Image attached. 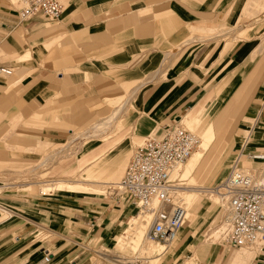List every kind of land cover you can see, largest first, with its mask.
<instances>
[{
	"label": "rangeland",
	"instance_id": "obj_1",
	"mask_svg": "<svg viewBox=\"0 0 264 264\" xmlns=\"http://www.w3.org/2000/svg\"><path fill=\"white\" fill-rule=\"evenodd\" d=\"M73 1L80 11L81 6L86 10L85 3L91 4L93 0H61L63 11L58 19L39 17L45 32L38 35L41 38L37 44L32 42L36 37L28 34L21 38V42L31 44V49H25L17 56L11 53V48H7L4 53L5 60L9 57L11 64L3 66L13 68V74L0 73V83L4 86L1 90L5 92L0 95V204L16 213H7L0 206V264H22L45 249L55 255L61 254V250L65 249V239L59 240L57 233L62 232L74 238L81 233L80 227L84 220L93 218L92 216H97L102 211L117 221L113 228L130 223L126 233L121 235L122 240L118 241L117 247L106 244L111 232L101 243L94 240L87 246L93 251L87 264H115L112 259L117 257L133 264H162L164 259L158 258L167 253L168 246L165 248L145 239L146 225L141 217L136 216L130 220L129 205L116 209L118 203H114V183H109L110 186L103 183L98 186L97 191L65 195L59 190H53L58 187L52 183L59 180L84 181L83 175L95 163L100 169L113 162H122V173L106 180L118 182L136 147L150 136H162L165 123L182 124L196 132L200 142L195 151L199 150L202 143L200 131L188 127L184 122L185 116L203 106L202 121H206L214 103L219 102L223 110L233 106L231 104L236 97V88L229 94L222 95L224 88L221 82H213L208 86L205 83L219 64L227 59L236 60L238 51L246 44L253 43L249 56H255L262 63L256 71L255 60L250 63L244 75L245 78L251 77L244 103L237 110L239 115L231 116L237 122L234 138L228 141L225 148L226 167L229 170L234 152L241 145L236 141L235 135L241 129H249L255 118L258 122L256 126L264 129V0H213L212 4L209 0H105L101 6H95V13L104 16L107 28L100 36H91L90 39L96 42H144L150 48L144 54H135L127 70V66L124 65L122 70L121 65H118L119 69L113 68L98 74L96 79L100 91H91L94 96L80 95L69 99L65 85H62L53 95L43 99L24 97L14 79L21 65H29L32 55L40 61L35 66L36 69H52L55 73L65 74V65H60V62L65 60V46L68 50V43L71 45L72 40H69L71 36L65 34L64 24ZM7 2L10 3L7 8L17 9V12L25 5L24 0ZM200 10H210L212 13L204 15L200 14ZM225 14H236L239 22L233 26L228 25L223 21ZM81 16L87 17L85 13ZM114 20H117L118 25H112ZM70 45L69 49L72 50ZM113 46L111 50H91L90 59L110 61L112 56L125 51ZM107 67L99 66L101 69ZM31 72L29 70L28 74ZM232 76V73L228 74L225 79ZM91 79L93 75L88 77L89 81ZM169 80L175 82V86H181L182 93L187 95L166 106V111L159 112L160 118L155 120L152 113L147 112L139 102L138 94L148 84L166 83ZM241 81L240 85L244 80ZM78 103L82 105L76 108ZM48 104L51 106L45 112ZM118 107L122 108V112L110 126H103L98 135L90 133L91 137L86 136L91 126L103 122ZM141 119H145L149 125V132L142 133L139 130ZM125 140L129 147L125 159L108 156L111 151L116 153L115 147ZM211 148L210 146L205 157L211 152ZM254 164L264 166L260 162ZM243 166L253 169L245 164ZM184 169L186 170L185 164L181 167L182 177H176V181L183 191L190 190L182 195L189 212L196 199L197 215L194 220L187 217L180 230V237L172 244L177 248L175 253L179 255L172 264H182L195 255L198 264H209L210 258L221 264L238 249H241V254L252 258L256 253L252 264H264V249L261 251L263 246L233 248L225 244L216 233L225 220L226 208L222 209L213 194L218 192L227 174L221 181L206 179L202 182L199 179L194 184L190 173ZM195 174L196 171L192 177ZM65 187L71 188L67 185ZM185 194L193 195L191 197L194 200L188 201ZM71 198H76L74 203L81 207L68 208L67 202L73 201ZM216 200L217 205L214 202ZM61 204H65V207H61ZM56 207H61L56 211L65 217V230L60 232L53 225L54 222L49 221V214ZM136 213L137 210L134 214ZM132 222L134 231L131 229ZM139 228L144 231L141 238ZM185 231L187 233L184 235ZM70 248L78 249L75 244H71ZM99 252H105L108 256L104 257ZM172 258H175V254ZM238 258V264L244 263L242 257ZM258 259L263 262L258 263ZM45 263L56 264L51 260Z\"/></svg>",
	"mask_w": 264,
	"mask_h": 264
},
{
	"label": "crops",
	"instance_id": "obj_2",
	"mask_svg": "<svg viewBox=\"0 0 264 264\" xmlns=\"http://www.w3.org/2000/svg\"><path fill=\"white\" fill-rule=\"evenodd\" d=\"M69 1V0H68ZM105 0H93L91 4L85 3L86 10L83 6L80 7V11L78 10L79 7L76 5L77 3L73 1V5L69 7L68 13L65 16V34L71 36L69 40H72L71 45L68 43V50L65 46V60L60 62V65H65V74L61 72L55 73L54 70H38L36 69V65L40 63V61L31 56V62L28 66L19 67V71L17 72V76L14 79V82H17L20 86V90L23 92V96L25 97H32L43 99L50 94H54L57 89H60L62 85H65L66 96L71 99L72 97H91L94 96L91 91L96 90L99 92L100 88L97 84L96 77L99 76L98 74L102 72H107L115 69H119L118 65H121V68L125 65L127 66L125 70L128 69V64L133 61V56L135 54H139L140 52L144 54V51L149 49L150 46L148 43L144 42H129L127 40H116V41H105V42H96L91 40L92 37H98L102 34L105 28L106 19L102 14L95 13L96 7H99L103 4ZM212 4L213 0H209ZM9 2L7 0L0 1V66L9 65L10 66V58L7 57L5 60V50L9 48L12 49L13 55H21L23 50L31 49L32 46L28 42H21V38L31 34V37H36L35 40L32 42H39L38 39L41 38L38 35L45 32L43 22L39 19L40 16L32 20L23 21L19 17V12L17 9L10 10L7 8L9 6ZM91 8V9H90ZM199 8H197L198 10ZM178 11V9H175ZM82 11V12H81ZM173 11V10H172ZM200 14H210L212 13L210 10H200ZM82 13H85L87 17L81 16ZM73 17V18H72ZM70 18V19H68ZM94 18V19H93ZM97 18V19H96ZM102 18V19H99ZM225 23L228 25H235L239 22V19L236 14H225L224 20ZM118 25L117 20L112 22V25ZM67 41V40H66ZM31 42V43H32ZM69 42V41H68ZM69 45L72 48L69 49ZM116 45V48H122L125 51L119 52L115 56H112L110 61H103L97 58H91L90 54L91 50L99 49V50H111ZM253 43H248L243 46L242 49L238 51V58L234 59H227L221 64H219L215 70L209 75L205 86L212 84L213 82H221L222 87L224 88L222 91V95L229 94L235 88L236 97L235 100L229 108L223 110L221 104L214 103L213 109L209 113V117L206 121H202L203 113V106L197 107L191 115L185 116L184 122L188 127L196 128L200 131L201 137L206 132V130L213 128L214 131V138L210 144L212 147L211 152L205 157L206 152L204 153L203 157L198 161L196 166L193 168L192 172L190 173V178L194 181L201 179V181H205L206 179H211L212 181H221L225 175L227 174L228 168L226 167V153L225 148L231 139H233V132L235 129V122L237 120L233 119L231 116L234 114L239 115L237 110L241 107L245 100V95L248 90V83L251 80V77L245 78L244 75L252 63L255 60L256 66L254 70L258 68V66L262 63L261 60H256L255 56H249V52L252 50ZM8 48V49H7ZM21 57V56H20ZM117 57V58H116ZM254 59V60H253ZM156 61V60H154ZM59 63V62H57ZM50 64V63H49ZM55 65L54 62H52ZM149 64V62H148ZM101 65L108 66L105 69L99 68ZM29 70L32 72L28 74ZM124 70V69H122ZM234 75L230 77V79H225L226 75L231 74ZM13 74V73H12ZM57 76H56V75ZM93 75V79L90 81L88 77ZM244 80V82L240 85ZM240 85V86H239ZM4 86L0 83V95L5 93L1 88ZM260 88V87H259ZM181 86H175V82L169 80L168 82L164 83H152L145 86L140 94H138L139 102L143 105L144 109L147 112H151L155 120L160 118L159 112H165L166 106H169L172 102H174L177 98L183 97L187 95L186 93H182ZM68 93V94H67ZM79 104V103H78ZM81 103L76 107H81ZM50 104L47 105L45 108V112L49 111ZM203 109V110H202ZM84 110L81 111L83 113ZM122 112V108L118 107L113 110L108 117L104 119L103 122L95 123L89 129V133H86L87 137H91L90 133H94V135H98V132L102 131L103 126H110L114 119L118 118L120 113ZM201 116V117H200ZM193 118V119H192ZM251 119V118H249ZM255 120V119H254ZM105 122V123H104ZM197 122V123H196ZM253 123L249 127V129H241V131L235 135L236 141L240 144L246 143L248 148L256 149V150H263L264 149V129L259 128L256 126L257 121H252ZM200 123V124H199ZM219 124V125H218ZM167 124L165 123L163 127H166ZM101 127V128H100ZM201 127V128H200ZM106 128V127H105ZM103 128V130H105ZM149 125L145 122V119H141L139 130L142 133L149 132ZM92 131V132H91ZM250 138V139H249ZM252 138V139H251ZM259 141V142H258ZM127 141L121 142L117 147H115V151H111L108 153V156L111 158L114 157H121L125 159L129 152V147L126 145ZM197 151V150H196ZM194 151L193 154L196 152ZM95 153V152H93ZM192 154V155H193ZM91 155V154H90ZM191 155V156H192ZM190 156V158H191ZM223 157V158H222ZM221 160V161H220ZM125 161V160H124ZM219 161V162H218ZM188 162V160H187ZM186 162V163H187ZM257 161L244 160L243 164L246 166L253 167L254 171H262L264 172V166L259 167L254 164ZM185 163V165H186ZM264 164V162H260ZM197 167V168H196ZM245 168V166H243ZM252 171V168H248ZM185 170V169H184ZM122 162L108 164L106 166L101 167L100 169L97 168L96 163L92 165L87 172L83 175V180L80 182H70L66 180H59L58 184L62 183L63 185H67L71 188H55L53 190H59L62 194H74L76 192H89L94 190H99L98 186L103 185V183H115L106 181L111 178H116L119 173H122ZM196 171L195 176L192 177L193 172ZM213 171V172H212ZM183 173V172H182ZM216 173V174H215ZM214 175V176H213ZM213 176V177H212ZM63 181V182H61ZM95 184H91V183ZM97 183V185H96ZM100 183V184H99ZM105 186V185H104ZM49 190V191H53ZM190 191V190H188ZM73 196V195H72ZM47 198H54V197H47ZM73 199L72 202L69 203L68 208L78 209L81 207L78 204H75L76 198ZM50 203V202H47ZM114 203H118L116 209H122L123 205L119 202V199L115 197ZM122 204V205H121ZM0 206L5 209L3 211L12 214V212L16 213L13 209L1 205ZM61 207H65V204H61ZM61 207H56V209L51 210L52 213L49 214V221H52L53 225L57 228V231L65 230V217L61 216L58 211ZM52 208V206H51ZM2 210V209H1ZM128 212L130 215V220L135 216V210L129 206ZM93 218H89L83 221L82 226L80 227L81 233H79V237L76 236L71 238L70 236H66L64 233H57L59 236V240L65 239V249L61 250V254L55 255L50 250L45 249L39 252L36 256L26 260L22 264H49L43 261L45 254L49 251L51 254V261L56 264H87L89 261L90 254H93V251L89 249V246L94 240L98 243H101L106 236L111 234L106 239V244L114 245L117 247L118 241L121 238V235L126 233L128 229V223L126 225H122L120 228H113L115 223L117 222L113 218H109L106 212H100L97 216H92ZM214 221V220H213ZM212 221V222H213ZM108 224L110 226L108 227ZM113 228V229H112ZM187 232L185 231L184 235ZM211 237V236H209ZM208 237V238H209ZM77 240H80L77 242ZM19 241V240H18ZM71 244H75L78 249L74 250L70 248ZM176 247L170 249L162 258V264H172L173 262L177 261L179 255L177 256ZM262 251V250H261ZM102 256L107 257L108 255L105 252H99ZM44 254V256H42ZM175 254V258H172V255ZM242 257L244 263L242 264H252L253 261L256 259V253L253 256H246L245 254H241V249L233 252L224 263L221 264H238L237 259L238 257ZM177 257V258H176ZM115 264L120 262H128V260H123L120 257L112 259ZM131 262V261H130ZM169 262V263H168ZM258 263H262L261 259H258ZM182 264H198L196 259V255L189 257L185 260ZM209 264H219L216 263L213 258H210ZM257 264V263H256Z\"/></svg>",
	"mask_w": 264,
	"mask_h": 264
},
{
	"label": "built area",
	"instance_id": "obj_3",
	"mask_svg": "<svg viewBox=\"0 0 264 264\" xmlns=\"http://www.w3.org/2000/svg\"><path fill=\"white\" fill-rule=\"evenodd\" d=\"M19 11L23 21L43 16L58 19L63 11L61 0H24ZM11 75L13 68L0 67ZM257 120V118H255ZM258 123V122H257ZM199 135L182 124L167 125L162 136H150L133 151L122 178L114 183L119 202L147 218L151 241L168 244L175 240L188 217L179 196V184L173 174L197 148ZM228 173L218 191L223 195L226 215L220 237L230 247L264 248V172L249 171L243 159L264 162V150H251L243 143L235 150ZM51 260L48 251L44 262Z\"/></svg>",
	"mask_w": 264,
	"mask_h": 264
},
{
	"label": "bare ground",
	"instance_id": "obj_4",
	"mask_svg": "<svg viewBox=\"0 0 264 264\" xmlns=\"http://www.w3.org/2000/svg\"><path fill=\"white\" fill-rule=\"evenodd\" d=\"M203 110V109H202ZM201 115H202V113H201ZM201 117V116H200ZM193 119V118H192ZM202 120V119H201ZM105 123V122H104ZM197 123V122H196ZM200 124V123H199ZM219 125V124H218ZM213 128H214V126H212ZM101 128V127H100ZM201 128V127H200ZM213 128H210L209 127V129L208 130H206V132L202 135V143H201V145H200V149L199 150H197L192 156H191V158L189 157L188 158V162L186 163V172H188V173H191L192 172V170H193V168L196 166V164L198 163V161L203 157V155H204V153L209 149V147H210V144H211V142H212V140H213V138H214V136H215V134H214V131H213ZM250 139V138H249ZM252 139V138H251ZM259 142V141H258ZM248 148V147H247ZM248 149H251V148H248ZM212 150V149H211ZM251 150H256V149H251ZM195 151V150H194ZM223 158V157H222ZM244 160H248V161H251V160H249L247 157H245L244 159H243V161ZM221 161V160H220ZM219 162V161H218ZM185 163H183V164H181V165H178L177 166V168L175 169V171H174V174H173V176H174V178L176 179V177H182V174L183 173H180L181 172V167L182 166H184V164ZM197 168V167H196ZM246 170H249V169H247V168H245ZM250 171V170H249ZM213 172V171H212ZM216 174V173H215ZM186 176V175H185ZM214 176V175H213ZM212 176V177H213ZM61 182H63V181H61ZM57 183V182H56ZM54 186H56V187H58V188H67V187H65L62 183H59L58 182V184H54ZM179 187H181V186H179ZM179 196H180V199L184 202V204L186 205V207H187V210L189 209V207H188V205H187V202H186V200L184 199V197L182 196L183 195V193L184 192H187L188 190H185V191H183L181 188H179ZM222 194V193H221ZM221 194H219V191L217 192V193H214L213 195H215L216 196V198H217V200H218V204L220 203L221 205H222V209L225 207L226 208V205H225V202H224V197H223V195H221ZM186 195V194H185ZM186 196H188V201H193L194 199L191 197V196H193V195H186ZM186 199H187V197H186ZM196 200V199H195ZM195 200H194V203L192 204V210L189 212L188 211V218H191L192 220H194L195 218H196V215H197V213H196V209H197V206H195ZM217 200L216 201H214L215 203H216V205H217ZM137 216V218H139V217H141V221L146 225V233H145V239H147L149 242H152V243H156V244H159V245H161L162 247L164 246L165 248H166V246H168V249L166 250V252H168L170 249H172V248H174V246L172 245L179 237H180V234H181V231L179 232V234L177 235V237L175 238V240H173L172 242H170V243H168V244H165V243H161V242H154V241H151L150 239H149V236H148V223L146 222V220H147V218H145L143 215H137V214H135V216L134 217H136ZM137 218H136V220H137ZM133 221H135V219H133ZM136 222V221H135ZM136 224H137V222H136ZM184 226V225H183ZM131 229L134 231V229H135V227L133 226V222H132V224H131ZM182 229V228H181ZM139 231H140V236H139V238H141V237H143V235H144V231L142 230V229H140L139 228ZM216 233H218V237L220 236V228H218L217 229V231H216ZM122 238V237H121ZM119 239V241H121L122 239ZM172 245V246H171ZM158 247V246H157ZM148 248V247H147ZM164 248V249H165ZM240 248H245V247H240ZM159 249V248H158ZM264 248H262L261 250H263ZM160 251V250H159ZM162 251H164L163 249H162ZM165 252V253H166ZM160 253H163V252H160ZM160 255V254H159ZM165 255V254H164ZM163 254H162V256H164ZM162 256L160 257V258H158V259H164V258H162ZM147 261H148V259H147ZM119 263H120V261H118ZM149 262V261H148ZM120 264H133L132 262H130V261H128V262H121Z\"/></svg>",
	"mask_w": 264,
	"mask_h": 264
}]
</instances>
